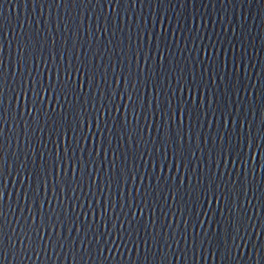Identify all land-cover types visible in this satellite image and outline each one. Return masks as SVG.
Masks as SVG:
<instances>
[{"label": "water", "instance_id": "95a60500", "mask_svg": "<svg viewBox=\"0 0 264 264\" xmlns=\"http://www.w3.org/2000/svg\"><path fill=\"white\" fill-rule=\"evenodd\" d=\"M69 24L79 30L77 36L71 28L66 32ZM21 37L35 44L25 59L40 94L45 90L41 85L55 86L47 88L50 99L45 97L43 103L48 112L40 113L39 126L25 111L26 106L32 108L31 87L18 96L9 90L19 88L15 61ZM0 48L8 69L3 101L6 108L11 105L8 122L13 127L11 136L7 129L3 132L4 148L10 145L11 151L8 163L13 165L11 171L7 167L4 171L5 264H161L153 229L161 233L165 264H264V0H137L134 6L129 0L119 4L111 0V5L108 0H66L59 5L53 0H0ZM137 50H141L139 57ZM96 61H100L102 79L93 83L92 91L99 93V88L109 85L104 99L84 94L89 89L85 70L96 73ZM104 65H108V77ZM138 65L141 83L133 89L125 77L129 66L135 71ZM181 69L182 88L176 86ZM113 72L116 76L109 79ZM24 75L28 76L27 68ZM69 75L75 81L74 90L68 85ZM189 81L200 84L201 94L207 81V95L214 97L211 107L207 102L201 106L195 83L189 85ZM153 88L160 92L159 107ZM65 91L76 106V116L68 110ZM129 96L136 101L147 140V147L140 141L135 152L127 147L129 137L121 131L126 120L133 127L137 123L132 106L125 107ZM169 100L182 106L168 108ZM106 108L110 109L107 118ZM96 109L101 113L99 128ZM165 111L166 122L161 117ZM31 116L36 117L35 110ZM48 125L58 127L59 136ZM73 131L79 144L86 145L83 149L76 146ZM181 131L183 144L176 159L171 145L180 140ZM17 133L21 142L26 135L32 137L27 167L40 170L39 180L33 173L31 181L21 183L16 175V164L25 159ZM65 133L71 138L67 156H73L74 148L75 159L88 161L91 180L99 176V183L90 184L87 172L81 182L79 168L75 173L69 169L66 175L61 171L59 184L52 175L45 180L43 170H52L57 153L65 156ZM162 133L167 143L155 139ZM218 133H223V141ZM154 141L158 151L152 148ZM231 145L235 150L229 158ZM117 155L119 180L111 178ZM201 177L202 184L198 183ZM29 187L32 194L38 189L35 201H25L24 188ZM209 187L218 192L223 215L219 210L207 215L199 210L218 207L216 200L203 201ZM197 190L203 203L193 210L190 194L194 197ZM229 205L248 224V243L233 247L231 254L225 253L223 233L218 230ZM19 236L25 237L24 244L29 237L35 238L37 250L22 252ZM9 237L15 240V250ZM88 244L94 258L83 252Z\"/></svg>", "mask_w": 264, "mask_h": 264}, {"label": "snow or ice", "instance_id": "6c2138e0", "mask_svg": "<svg viewBox=\"0 0 264 264\" xmlns=\"http://www.w3.org/2000/svg\"><path fill=\"white\" fill-rule=\"evenodd\" d=\"M54 3H56L57 5H59L60 3L66 2V0H53ZM73 2H76V0H73ZM80 3H83L84 0H79ZM89 2H91V0H89ZM97 2H102V0H97ZM109 4L111 5V0H108ZM120 0H117V3L119 4ZM129 2L131 4H134L137 2V0H129ZM185 0H181V3H184ZM71 28L72 29V35H78L79 30L78 29H74L73 24H69L66 26V32L68 31V29ZM39 31V29H38ZM138 32H143V30L141 29H137ZM149 38H150V34H149ZM139 39L143 40V34L139 37ZM44 42L47 43V35H44ZM54 44H55V40H54ZM17 52H16V56L19 57V59H17L15 61L16 63V72L19 73L20 75V81H19V88H14L11 87L9 88L10 92L15 93L17 96L19 95L20 91H24L27 92L28 87H31V90L34 94V99L32 101V108H27V106L25 107V111L29 112V120L30 121H34L37 123V126H39L38 124V118L40 113L43 111L46 115L48 112V109L45 108V105L43 103L45 97H49L50 99V95L47 91L48 87H55L54 85H41V87H44V95L40 94V87H38L37 82L35 80V77L33 76L32 70L29 67V65L27 64V60L25 59V54L26 52L31 48L34 49L35 48V44L30 41V40H24L23 37H21L18 41H17ZM41 48L43 49V45H41ZM141 49H142V43H141ZM151 53L149 52L148 54H145V59L147 61L148 55H150ZM141 55V50H137L136 52V56L139 57ZM11 63V61H10ZM38 66V63H37ZM95 67L97 69L96 73H93L91 71V68H88L85 70L84 76L85 78L88 80L89 82V89L87 93H84L85 95H92L93 97H95L96 95H99L101 97V99H104L106 96V93L108 91V87H105L103 90H101L99 88V93L96 92L93 93L92 91V85L93 83L98 84L99 81L102 79V77H100L99 74V67H100V61H96L95 62ZM105 67V73L104 76L108 77V72H107V68L108 65H104ZM26 68L28 69V76L25 77L24 73ZM77 71L79 72V69H77ZM173 72H175V68L172 69ZM264 71V70H262ZM182 72L183 69L180 70L179 73H176L177 75V85L178 87H183L184 84L182 83ZM7 76H8V69H6L5 67V63H4V59L2 56V48H0V257H4V259H0V264H5L6 261V252H7V248L4 245V236H5V229H4V221H5V217H6V213L3 210V204H2V199H3V195L6 189V181L4 178V171L5 168H8V171H11L13 165L12 163L9 164L8 163V154L11 152L10 151V145L8 149L4 148V141H3V132L5 129L8 130L9 135L11 136L13 134V127L12 125L9 124L8 122V109L11 108V105H8V107L6 108L4 105V101H3V97H4V90H5V84L8 83L7 81ZM116 74L115 72L112 73V76L109 77V79H111L112 77H115ZM141 77H142V70L139 68V65L137 66V69L135 71L131 70V66H129V72L127 74V76L125 77L127 82H131L132 83V87L133 89H136L137 86L141 83ZM117 79H119L117 77ZM195 83V87L197 88V92H196V96L201 98V106H203V104L205 102H207L208 106L211 107L212 103L214 102V97H209L207 95L208 93V88H207V81L204 82V88H205V93L201 94L199 92V88H200V84L193 82V81H189L188 84L192 85ZM68 85L69 87L74 90V86H75V81L72 80L71 76L69 75V80H68ZM153 92H155L156 94V98L158 100V107H159V98H160V92L153 88ZM190 92H191V88H190ZM65 97H66V102L69 105V111L72 112V114L74 116L77 115L76 113V106L73 105L71 103V100L68 99L69 93L67 91H65ZM188 98H193L191 95ZM188 98H183L182 99H188ZM36 101H39V103H36ZM132 106V115H133V119L136 120V126L133 127L132 126V122L126 120L125 121V125L121 126V131L122 132H126L128 137H129V143L127 145V147H129V149L133 152L139 150V143L140 141H143V143L145 144V146L147 147V140L144 139L143 136V127L141 125H139V113L137 112V108H136V101L129 96V100L128 102L125 104V107L127 109L128 105ZM182 105H180L179 101H177L176 104H173L171 100H169L168 102V108H174V107H181ZM50 107V105H49ZM95 108V105H94ZM35 110L36 112V117H32L31 113L32 111ZM53 112L55 111V109H51ZM17 113L22 115V113L19 112V107H17ZM83 112H87L86 108L82 109ZM140 112H143V104H141L140 106ZM96 113H97V127L99 128V121L101 119V113L99 111V109H96ZM104 117L107 118L108 115H110V109L106 108L104 110L103 113ZM125 115L127 116V111L125 113ZM162 120L163 121H167V111H165L164 113L161 114ZM83 123L84 121L82 119L79 120V124L81 126V129L83 128ZM160 126H164V124H161ZM241 126H243V123L241 124ZM48 127L50 129L55 128L56 134L57 136H59V128L55 127V125H48ZM102 133L103 136V129H99ZM28 129H25V133H27ZM221 136V140L223 141V133H218ZM73 135L75 136L76 140H77V147H81L82 149L86 146V145H80L79 144V136L76 135L75 131H73ZM85 136L88 135V133L84 134ZM137 136H139V140H137ZM109 141L112 138V129H109ZM261 138L262 140H264V120H262V127H261ZM120 139H123V136H120ZM149 139H152L151 137H149ZM156 140H159L160 142L163 143H167V138L166 136L162 133L160 134L157 138H155ZM17 140L19 143V149L20 151L24 154L25 159L23 161L20 160V162L18 164H16V175L19 177L21 183H24L25 179H28L29 181H31L32 175L33 173H35V175L37 176V180H39L41 172L39 169L37 168H33L32 170H29L27 167V159H28V149L32 147V137L29 135L25 136L24 141H20L19 137H18V133H17ZM65 143H66V147H65V156L61 157L59 155V153H57L55 160L53 161V166H52V170L49 172L47 168H45L43 170V174H44V178L47 181V178L49 175H52L55 180L56 183L59 184V173L61 171H63L66 175L67 171L69 169H71L73 171V173H75V171L77 170V168L80 169L81 173H82V177H81V182L83 180V173L87 172L89 174V182L90 184L92 183H99L100 182V177L97 176L96 181H92L91 180V171L92 169H90L88 167V161L84 160L83 158H81L79 161H77L75 159V149L73 148V156L69 157L67 156V151L68 148L71 147V138L67 136V133H65ZM183 144V133L181 131L180 133V140L176 141L173 140L171 147L173 148V154H174V158L179 159L180 155H181V146ZM152 148L155 149L156 151H158V148H156V143L155 141L153 142ZM235 150V146L231 145L229 147L228 150V157L232 158V152ZM17 151V150H16ZM240 155L243 154V152L241 151L239 153ZM249 154H251V152L249 151ZM13 156H16V152L12 153ZM143 155V153L141 152V156ZM134 158V157H133ZM89 159H92L91 156H89ZM119 159V156H115L114 161L111 165V169H112V177L111 178H115L117 180H119L121 172L117 171V164L116 161ZM43 160V157H42ZM45 165L47 164V161L43 162ZM127 169L123 170L126 171ZM28 173L27 176H25V173ZM202 180L203 177L200 178V180H198V183L202 184ZM127 185H125L126 187ZM68 187V183L65 182V190ZM217 188H219V185H217ZM17 191H19V189H17ZM129 193L131 192V189H128ZM137 191L139 192V189H137ZM24 194H25V201H27L29 198H31L33 201H35V199L38 198V189L36 191L35 194H32L31 192V188H24ZM190 198L192 199V209L195 210L197 208L198 203H203V201H207L209 204H211V202L213 200H216L218 202V207L216 209L213 208H208V209H199L201 211L205 212V215L208 214V212H213L215 213V211L219 210L221 211L222 215H223V209L219 207V200H220V196L218 194L217 191H214L211 187L205 189V195L203 198V201L200 199V195H199V190H197L195 192L194 197L192 196V194H190ZM127 203V201H126ZM25 206V205H24ZM26 207H29L30 212L32 211L31 206L27 205L26 203ZM113 207H115V205H113ZM123 207V205H122ZM129 210H131V204H128ZM23 211V208L21 209ZM104 213H107V207L104 208ZM223 224L220 225L218 224V230L222 231L223 233V237H224V244H225V253L227 254H231L232 248L235 247H239L241 242H243L244 244H247L248 241H245V236L248 235V224L245 222V218L243 216H241L239 213L236 212V210L234 208L231 207V205H229V212L227 217H223ZM117 222V221H116ZM202 222V221H201ZM154 223V222H153ZM121 226L123 227V221H120ZM129 227L131 228V222H129ZM80 229L77 228V231H79ZM207 231V230H205ZM129 236L131 235V233H128ZM153 234H154V239L155 242L158 246V250L161 252V264H165V261L167 259V254L163 253L162 250V246H160V231H156L155 229H153ZM124 232L123 230H121L120 232V236L121 238H123ZM163 235L165 237L168 236V232H164L163 231ZM21 240V251L22 252H26L29 248H33L34 250H37L34 245H35V238L29 237V243L28 244H24V238L23 236H19L18 237ZM229 238L231 240V243H229ZM67 239V238H65ZM95 239L97 240V242H99L100 240V236H96ZM10 243L13 246V250L14 249V245H15V240L12 239L11 237H9ZM195 246V244H194ZM111 247V246H109ZM150 247V246H149ZM196 247V246H195ZM76 251L80 252V248H77V246L75 245ZM102 251V249H101ZM84 253H87L90 257L94 258V254H93V247H89L88 245H84V249H83Z\"/></svg>", "mask_w": 264, "mask_h": 264}]
</instances>
